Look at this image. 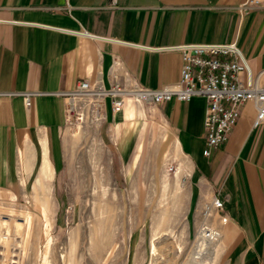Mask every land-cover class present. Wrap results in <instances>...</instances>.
I'll use <instances>...</instances> for the list:
<instances>
[{
  "label": "crops",
  "instance_id": "0c3cea01",
  "mask_svg": "<svg viewBox=\"0 0 264 264\" xmlns=\"http://www.w3.org/2000/svg\"><path fill=\"white\" fill-rule=\"evenodd\" d=\"M246 1L0 0V207L39 197L29 183L56 181L46 177L63 160L66 95L81 80L159 90L180 81L182 54L170 48L235 44L264 86V6L242 12ZM23 94H35L30 107ZM206 110L195 97L147 109L129 101L115 115L107 101L100 140L123 157L137 141L136 159L149 135L162 165L188 183L198 226L206 205L224 203L211 226L229 264H264V125L254 128L256 107L244 105L228 141L206 158ZM4 249L0 264H10Z\"/></svg>",
  "mask_w": 264,
  "mask_h": 264
},
{
  "label": "rangeland",
  "instance_id": "374dc122",
  "mask_svg": "<svg viewBox=\"0 0 264 264\" xmlns=\"http://www.w3.org/2000/svg\"><path fill=\"white\" fill-rule=\"evenodd\" d=\"M79 107L81 120L73 115L64 128L60 170L46 177L56 181L29 183V194L39 197L0 207V225L7 221L11 235L3 244L4 259L10 264H192L198 224L189 212L188 183L162 165L149 135L138 158L137 141L123 157L116 145L101 142L104 119H94L87 101ZM27 214L29 232L17 231ZM202 258L196 263L229 264L221 238Z\"/></svg>",
  "mask_w": 264,
  "mask_h": 264
},
{
  "label": "built area",
  "instance_id": "2783aa9c",
  "mask_svg": "<svg viewBox=\"0 0 264 264\" xmlns=\"http://www.w3.org/2000/svg\"><path fill=\"white\" fill-rule=\"evenodd\" d=\"M262 6L264 0H247L239 10L248 12ZM170 50L182 54L183 64L177 85L152 90L138 83L115 81L106 88L99 82L81 80L76 84L75 90L66 95L69 100L66 107L67 122L73 115L81 120L82 111L79 106L86 101L92 108L94 119L101 121L104 119L108 100L111 112L116 115L123 112L128 100L136 104L155 106L174 100L189 102L195 97H201L207 101L204 118L206 147L203 152L206 158L228 141L241 117L244 105L253 103L256 107L254 128L264 125V86L257 83L235 44H187ZM34 96L35 94H23L27 107L31 106ZM168 170L174 174L177 172L175 166H169ZM223 209L224 203L217 198L212 204L205 206L194 239L196 247L202 241L208 244L219 241L221 234L212 228L211 222L214 215ZM220 222L225 224L227 218L220 217ZM8 237L5 228L0 225V244Z\"/></svg>",
  "mask_w": 264,
  "mask_h": 264
},
{
  "label": "bare ground",
  "instance_id": "6f19581e",
  "mask_svg": "<svg viewBox=\"0 0 264 264\" xmlns=\"http://www.w3.org/2000/svg\"><path fill=\"white\" fill-rule=\"evenodd\" d=\"M129 101H131V100H128L127 102H129ZM131 102H133V101H131ZM7 224H8V222L7 221H3L2 223H1V226L3 227V228H5V230H6V232H7V235L11 238V235H10V232H9V229H8V226H7ZM31 219H30V216H29V214H27V216H26V218H25V221L23 222V223H17L16 224V229H17V231H20V230H22V229H27V231L29 232V230H30V228H31ZM27 227V228H26ZM7 238V240H5V241H3L1 244L3 245V244H6V243H8L9 242V240H10V238ZM209 244L207 243V242H205V241H202V242H200L198 245H197V247H196V249H195V252H194V255H193V257H192V259H191V263L192 264H197L196 262L198 261V260H201V254H203L204 253V251L207 249V246H208ZM209 249V248H208ZM207 257V256H206ZM210 258V257H209ZM203 259V258H202ZM206 259V258H205ZM197 260V261H196ZM206 261V260H205ZM12 263L14 264V261H12ZM11 263V264H12Z\"/></svg>",
  "mask_w": 264,
  "mask_h": 264
}]
</instances>
